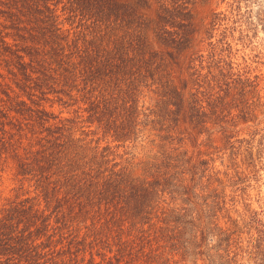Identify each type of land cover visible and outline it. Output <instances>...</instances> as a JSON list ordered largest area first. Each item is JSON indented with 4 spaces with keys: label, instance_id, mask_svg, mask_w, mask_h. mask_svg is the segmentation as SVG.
<instances>
[{
    "label": "rangeland",
    "instance_id": "obj_1",
    "mask_svg": "<svg viewBox=\"0 0 264 264\" xmlns=\"http://www.w3.org/2000/svg\"><path fill=\"white\" fill-rule=\"evenodd\" d=\"M55 4L57 24L65 30L61 34L70 37L67 30L80 29L78 19L68 17L61 1ZM154 7L152 1L140 11L150 19ZM188 7V41L173 55H167L170 47L156 40L150 25L146 29L148 46L157 51L149 62L162 78L168 70L178 94H160L157 75L137 86L134 129L125 136L114 138L94 126L98 118L89 114L88 102L95 93L103 99V92H97L103 86H94L95 93L80 83L35 86L31 76L36 73L17 60L33 58L31 64L41 68L38 58H49L39 49L29 55L18 51L22 56L13 58L14 68L0 61V80L10 85L0 86V98L3 88L19 101L6 118L0 116L5 137L19 144L24 137L34 141L32 133L55 132L61 123L64 139H72L66 155L73 152L75 158L64 173L50 167L51 173L67 174L63 186L52 189L53 175L46 186L32 173L17 172L9 151H3L0 208L16 190L34 196L38 207L46 195L51 205L58 204L57 214L68 230L98 233L100 240L91 249L97 264H264V0H190ZM121 61L107 88L110 98L106 94L110 109L119 114L115 104L125 86L117 80L123 82L133 71L127 56ZM195 77L201 83H192ZM194 102L202 112L189 108ZM17 123L21 139L11 135ZM81 143L88 150H79ZM161 155L169 165L162 163L160 171H166L156 174ZM100 158L105 162L97 178L113 177L110 171L120 168L126 178L150 182L154 192L134 207L119 200L126 190L122 187L107 193L98 187L74 188L73 174L94 173ZM110 215L116 219L104 229L88 227ZM88 255L86 249L84 260Z\"/></svg>",
    "mask_w": 264,
    "mask_h": 264
},
{
    "label": "trees",
    "instance_id": "obj_2",
    "mask_svg": "<svg viewBox=\"0 0 264 264\" xmlns=\"http://www.w3.org/2000/svg\"><path fill=\"white\" fill-rule=\"evenodd\" d=\"M57 1H61L62 8L68 12V17L76 16L78 19L80 29L77 26V30H67L70 37L61 34L65 30L60 29L61 25L57 24L58 15L54 11ZM152 1L155 3L154 15L148 19L140 8L149 6ZM189 1L0 0V61H4V66L11 64L14 68L13 58L22 56L18 51L29 55L31 52L37 53L39 49L41 56L46 52L49 58H38L41 68L31 64L32 60L35 61L33 58H29L28 62L17 60L20 67L27 64L31 67L30 72L33 70L36 73L31 76L35 86H54L55 83L79 86L80 83V86H89L85 89L89 93H95L92 92L94 86H103L97 91L98 94L99 91L103 92V99L95 93L88 102L89 114L98 118L95 119L94 126L110 132L114 138L125 136L134 129L133 116L137 109L134 93L137 86L144 85L152 75H157L156 86H162L160 94L165 96L178 94V90L169 78L168 70L163 72L162 78L159 68H155L149 62L157 51L150 50L146 29L150 25L156 40L170 47L165 50L167 55H173V52L179 51L188 41V32L191 29ZM3 27L7 30L2 32ZM5 36H9L10 40L7 41ZM26 40L30 43H26ZM125 56L128 57L133 71L123 78V82L117 80L125 86L120 102L115 104L122 112L119 114L110 109L111 105L106 94L112 79L117 78L114 74V66L119 67ZM50 61H53L52 66ZM8 71L13 73V69ZM117 81H113L114 84ZM192 81L195 84L201 83L197 77L192 78ZM4 83L7 85L0 80V86ZM6 90L2 88L5 97L0 98L2 103L0 116L3 118L7 117L9 107L15 108L16 103H19L15 100L13 92L10 94ZM118 91L119 89L115 90L116 93ZM107 95L110 98V95ZM198 106L194 102L189 108L195 113L202 112L203 110ZM103 115H106L105 118H99ZM2 124L3 119L0 120V154L5 150L9 151L17 172L32 173L36 180L46 186L49 177L53 175L52 189L63 186L67 174L60 176L51 173L50 170V167H53L56 171L61 170L64 173L66 166L72 163L75 165L73 152L71 155H66L72 139L67 141L62 136L63 124L55 125L56 130L52 133L46 132L37 136L32 133L36 138L32 141L29 137L22 136L21 126L17 123L11 128V130L15 129L11 135L14 133L19 139L24 137L20 144L16 139L10 140L8 136L5 137L7 131ZM53 133L56 134L52 136ZM78 148L88 150L84 143L79 144ZM166 159L167 156L161 155L156 162V174L166 171H160L162 163L169 165L165 162ZM104 162L101 158L94 161L97 167L92 174L90 170L81 171L80 176L73 174L72 177H77L74 188L90 191L98 187L99 192L107 193L122 187L126 190L119 200L134 207L143 203L142 196L154 192L150 182L126 178L120 168L110 171L113 177L97 178L102 173L99 167ZM115 164V162L111 164V169ZM44 197L42 207H38L34 196H27L16 190V193L1 205L0 264H97L94 262L91 249L100 240L96 239L98 233L90 232L88 228H85L82 235L71 229L68 230L62 216L57 214L58 204L55 202V205H51L50 198L46 195ZM108 217L101 218L98 222L92 221L93 225L88 227H92L91 230L104 229L108 223H114L116 219L113 215ZM88 237L89 239H86ZM86 249L89 255L84 260Z\"/></svg>",
    "mask_w": 264,
    "mask_h": 264
}]
</instances>
